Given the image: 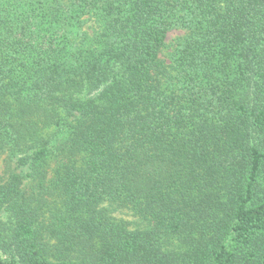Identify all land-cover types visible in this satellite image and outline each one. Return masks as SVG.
Segmentation results:
<instances>
[{"label": "trees", "instance_id": "1", "mask_svg": "<svg viewBox=\"0 0 264 264\" xmlns=\"http://www.w3.org/2000/svg\"><path fill=\"white\" fill-rule=\"evenodd\" d=\"M0 153V264H264V0H0Z\"/></svg>", "mask_w": 264, "mask_h": 264}, {"label": "rangeland", "instance_id": "2", "mask_svg": "<svg viewBox=\"0 0 264 264\" xmlns=\"http://www.w3.org/2000/svg\"><path fill=\"white\" fill-rule=\"evenodd\" d=\"M180 35H182L181 31L178 30L170 31L166 36L167 44L170 45ZM168 51H169L168 48H164L161 55L162 56L166 55ZM7 160L8 159L6 158V154L0 153V182H2L4 178H6V175L9 170V164L7 163L8 162ZM111 215L117 220H122L126 222V225L129 229H141L147 227V223L141 220L136 215H134L130 210L127 209L111 210ZM43 223H47V221L43 220Z\"/></svg>", "mask_w": 264, "mask_h": 264}]
</instances>
